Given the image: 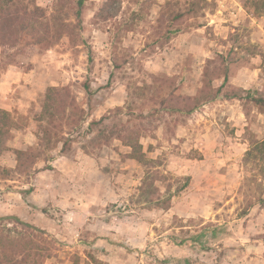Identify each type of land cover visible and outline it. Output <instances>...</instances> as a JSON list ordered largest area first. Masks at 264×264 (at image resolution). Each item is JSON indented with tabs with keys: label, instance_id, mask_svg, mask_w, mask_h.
<instances>
[{
	"label": "rangeland",
	"instance_id": "obj_1",
	"mask_svg": "<svg viewBox=\"0 0 264 264\" xmlns=\"http://www.w3.org/2000/svg\"><path fill=\"white\" fill-rule=\"evenodd\" d=\"M21 1L54 11L55 0ZM105 1H86L77 41L65 37L50 49L25 41L0 46V76L11 71L10 96L26 100L10 111L20 129L0 154V219L19 217L56 238L44 264H93V258L106 264H264V208H249L264 197V183L255 160L246 159L252 142L264 139V114L227 100V89L193 115L148 118L160 110L159 94L170 83L179 85L175 96H196L204 72L217 88L225 66L229 88L264 97L261 0H206L196 17L186 11L192 0H120L118 17L103 21L98 13ZM168 2L183 14L173 25L181 32L170 39L164 37L170 21L160 22ZM144 86L153 90L139 99ZM49 87L69 88L87 120L70 152L59 145L31 177L6 179L4 170L16 168V151L38 144L36 120ZM133 104L147 117L140 121L147 130L141 143L166 177L156 183L163 196L191 178L169 209L141 201L146 168L127 157L130 148L118 139L101 145L98 133L89 132L92 122L106 115L117 122L116 109Z\"/></svg>",
	"mask_w": 264,
	"mask_h": 264
},
{
	"label": "trees",
	"instance_id": "obj_2",
	"mask_svg": "<svg viewBox=\"0 0 264 264\" xmlns=\"http://www.w3.org/2000/svg\"><path fill=\"white\" fill-rule=\"evenodd\" d=\"M86 1L55 0L54 11L48 14L45 9L36 4L29 5L21 0H0V46L17 47L20 42L25 41L29 46L50 49L57 46L65 37H71L75 41L79 40L84 29L83 9ZM204 3L206 0H192L186 4L188 6L187 13L196 17L198 12L203 9ZM257 6L264 13V0L258 1ZM121 8L120 0H106L98 13V18L103 21L114 19L118 17ZM182 17L183 14L178 10V6L173 5L172 2L166 4L160 15L161 23H165L166 18L170 21L164 35L165 38L170 39L171 36L181 32L173 25ZM222 77V84L215 88L213 86L214 78L208 75L206 70L203 88L196 96H175L179 85L170 83L167 88H164L167 91L161 90L166 93L159 94L162 97L160 110H154L148 118H153L160 112L176 113L182 116L193 115L206 104L221 99L222 92L228 91L227 89H231L229 90L231 93L225 96L227 100L236 99L241 101L244 106H255L264 114V97L258 95V92L229 88V66H225ZM85 90L89 95L94 93L89 84L85 85ZM152 90L153 86L138 88L137 91H140L138 98H145ZM182 104L184 106H181ZM133 107L134 104L126 108L118 107L115 117L119 122H113L112 117L106 115L100 120L92 122L89 125V132L98 133L96 139L101 145L118 139L124 146L130 148L131 152L127 154V157L146 168V176L139 188L141 201L154 207L169 209L171 199L189 186L191 178L188 177L181 187L168 194L167 199L163 196L156 183H164L166 177L159 170L158 161L148 158L141 143V138L146 137L147 130L143 122L140 121L146 120L147 117L144 114H136ZM127 108L129 113L125 116L130 120L124 122L120 117ZM132 118L133 120H131ZM86 120L85 110L78 104L69 88L49 87L42 112L36 120L39 124L38 132L35 134L38 140L37 146L26 150H17L16 168L4 170L3 177L6 179L13 176L31 177L37 171L38 163L50 161L52 158H46V155L57 149L59 145H62L61 152L63 154L70 152L76 141L74 135L79 132ZM133 121L138 124L129 128L127 124ZM19 129V120L13 113L0 108V154L7 150L6 144L12 138L13 131ZM252 143V148L247 152L246 159L253 158L255 160L264 183V139L254 140ZM257 204L264 208V197L260 198L256 204H250L249 208ZM5 221L10 222L6 224ZM56 244V238L48 232L21 220L19 217L0 219V264H44L46 260L52 258ZM93 264L106 263L93 258Z\"/></svg>",
	"mask_w": 264,
	"mask_h": 264
},
{
	"label": "crops",
	"instance_id": "obj_3",
	"mask_svg": "<svg viewBox=\"0 0 264 264\" xmlns=\"http://www.w3.org/2000/svg\"><path fill=\"white\" fill-rule=\"evenodd\" d=\"M11 71L0 76V108L12 111L16 108L25 107L26 100L24 98L15 99L10 96L9 91L14 88L15 81L11 78ZM20 105V106H19Z\"/></svg>",
	"mask_w": 264,
	"mask_h": 264
}]
</instances>
